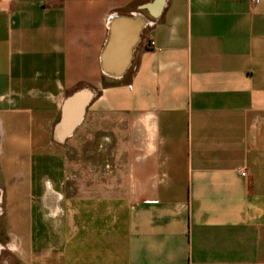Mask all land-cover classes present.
<instances>
[{"label":"crops","instance_id":"1","mask_svg":"<svg viewBox=\"0 0 264 264\" xmlns=\"http://www.w3.org/2000/svg\"><path fill=\"white\" fill-rule=\"evenodd\" d=\"M0 205V264H264V0H0Z\"/></svg>","mask_w":264,"mask_h":264},{"label":"water","instance_id":"2","mask_svg":"<svg viewBox=\"0 0 264 264\" xmlns=\"http://www.w3.org/2000/svg\"><path fill=\"white\" fill-rule=\"evenodd\" d=\"M142 25L143 23L139 21L138 17H119L112 21L108 40L101 56L102 67L106 72L121 75L126 70L130 64L131 50L139 39ZM117 56H120L119 59ZM77 92H74L64 102L61 119L56 126L59 128V132L62 130V124L60 123L67 101Z\"/></svg>","mask_w":264,"mask_h":264},{"label":"rangeland","instance_id":"3","mask_svg":"<svg viewBox=\"0 0 264 264\" xmlns=\"http://www.w3.org/2000/svg\"><path fill=\"white\" fill-rule=\"evenodd\" d=\"M79 90L81 89L75 90L74 92L79 91ZM74 92L68 94L66 98L64 99V101L62 102L58 123L61 119V113H62L64 102ZM57 131L59 132V128H57ZM95 133L96 135L98 134L97 131ZM96 135L94 137L93 136L87 137L88 139H85V140L80 139L78 141H75L74 143L72 141H69V143H67V141L63 142V139L61 137H58L57 139L55 138V140L52 141V143L50 144V146L52 145L53 148L58 147L61 152L67 153L66 157H68V159L66 160V162L68 161V167H69L68 173H70L71 175L68 182H71L72 184L73 183L78 184L82 182V175H81V170H82V165H83L82 156L85 151H89V150L92 151V150L97 149L98 143L93 141L96 139L97 137ZM90 138H91V141H89ZM97 177L98 176H96V178ZM1 208L2 207L0 205V212H2ZM6 234H7V230L3 223V219L0 216V245L1 246H4L6 244V239H7ZM8 254H12V251L3 249L0 252V262H3L4 258Z\"/></svg>","mask_w":264,"mask_h":264},{"label":"bare ground","instance_id":"4","mask_svg":"<svg viewBox=\"0 0 264 264\" xmlns=\"http://www.w3.org/2000/svg\"><path fill=\"white\" fill-rule=\"evenodd\" d=\"M139 21H141V23H144V19L141 18V17H138ZM77 94H75L73 97H71L68 101H67V104H66V108L63 112V117H62V120H61V123H64L66 122V120L68 119V115H69V111H70V106L75 102V100L77 99ZM80 109V110H79ZM78 110L79 111H75V115H76V120L79 119L80 115H81V110H82V106H80Z\"/></svg>","mask_w":264,"mask_h":264},{"label":"built area","instance_id":"5","mask_svg":"<svg viewBox=\"0 0 264 264\" xmlns=\"http://www.w3.org/2000/svg\"><path fill=\"white\" fill-rule=\"evenodd\" d=\"M154 44V41H151V45H153ZM245 174V172H241V175H244Z\"/></svg>","mask_w":264,"mask_h":264}]
</instances>
